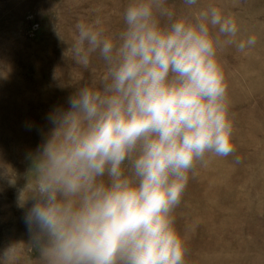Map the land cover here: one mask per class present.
I'll return each instance as SVG.
<instances>
[{
	"label": "clouds",
	"instance_id": "obj_1",
	"mask_svg": "<svg viewBox=\"0 0 264 264\" xmlns=\"http://www.w3.org/2000/svg\"><path fill=\"white\" fill-rule=\"evenodd\" d=\"M75 28L72 59L89 69L98 53L105 68L47 117L20 198L35 201L27 246L41 264H186L176 210L198 169L235 152L220 53L257 38L217 6L179 14L169 0H129L115 34L99 17ZM23 245L0 264H18Z\"/></svg>",
	"mask_w": 264,
	"mask_h": 264
},
{
	"label": "rangeland",
	"instance_id": "obj_2",
	"mask_svg": "<svg viewBox=\"0 0 264 264\" xmlns=\"http://www.w3.org/2000/svg\"><path fill=\"white\" fill-rule=\"evenodd\" d=\"M128 2L0 0V256L23 243L18 264H41L27 246L25 215L35 201L30 193L23 205L20 199L33 158L53 127L47 117L68 110L69 97L105 68L98 53L89 69L72 59L75 25L99 17L110 33H118ZM169 5L179 14L217 6L235 16L240 38H257L244 53L234 46L220 53L235 152L198 169L176 210V226L186 236V264H264V0H198L191 9L183 0Z\"/></svg>",
	"mask_w": 264,
	"mask_h": 264
}]
</instances>
